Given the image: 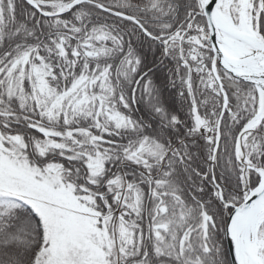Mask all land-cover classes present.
Listing matches in <instances>:
<instances>
[{
  "label": "snow or ice",
  "instance_id": "1",
  "mask_svg": "<svg viewBox=\"0 0 264 264\" xmlns=\"http://www.w3.org/2000/svg\"><path fill=\"white\" fill-rule=\"evenodd\" d=\"M0 264H264V0H0Z\"/></svg>",
  "mask_w": 264,
  "mask_h": 264
}]
</instances>
